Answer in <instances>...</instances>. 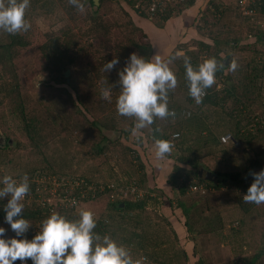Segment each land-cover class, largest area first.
Wrapping results in <instances>:
<instances>
[{"label": "trees", "instance_id": "16d2710c", "mask_svg": "<svg viewBox=\"0 0 264 264\" xmlns=\"http://www.w3.org/2000/svg\"><path fill=\"white\" fill-rule=\"evenodd\" d=\"M162 1L163 3L157 5L155 10H151L152 0H125L135 13L125 10L128 16L127 24L131 25L130 32L127 33L128 38L117 42L116 45H109V42L103 45L100 53L103 58L92 62L91 64L95 65L92 68L87 67L89 63H82L84 55L86 56L93 46L89 40L101 38L100 40L104 39L107 42L113 25L101 13L104 0H100L99 4H96L95 0H82L85 4L82 12L70 5L68 0H30L31 7L26 18L30 21L31 28L16 35L0 31V105L7 101V115H4V120L0 121V124L3 128L8 127L10 131L5 130L7 132L3 136L5 141L0 142V180L4 175H11L15 179H20L24 174L29 177L30 192L25 198L23 212L24 217L32 223L25 234L28 239L34 238L37 234L35 231L41 228L42 222L53 212L60 213L68 219L79 218L65 208L68 201L66 197H72L80 191L79 187L71 185L72 179L66 177L85 179L87 184L97 183L98 197L107 191L111 193L114 189L107 183L102 187L104 183H99L87 174L77 176L61 168L56 169L54 161L48 158L46 151L44 132L48 121L54 125V131L55 127L63 123V128L58 131L67 136L73 132L72 127L78 132L95 133V138L99 139L94 145L95 153L98 155L106 153L110 143L117 139L123 141L127 153H136V160L143 172L142 178L136 184L149 178L147 158L150 154L144 152L146 148L143 147L142 138H132L134 119L118 115L116 109V98L120 94L118 73L125 67L133 52L146 59H151L155 52L164 58L182 52V56L173 61L178 85L174 91L169 92V109L174 110L176 116L164 120L157 119L151 125L150 136L152 142L157 139L174 141L176 161L173 165L170 162L166 164L167 168L172 166L167 183L181 195L177 202L183 211L187 226L192 228L190 213L194 207L188 202V198L184 197L205 192L204 190L210 186L217 189L224 186L239 189L242 194V207L249 208V203L245 204L243 196L254 182L251 173L264 170V46L260 45L264 42V25L259 21V16L264 15V0L248 6V9H253L250 13H246L240 3L238 24H235L233 18L226 17L227 9L219 0H207L204 5L199 4L198 0ZM57 3L65 11L68 23L80 22L79 33L70 25H64L55 30L59 32L50 38V41L40 45L47 73L40 82L47 94L41 93L39 96L31 94V97H27L23 80L16 68L18 50L33 44L32 37L38 33L35 25L38 12L42 8L49 12ZM123 7L125 6L122 5ZM191 8L199 9L194 24L188 25L182 36L174 38L171 24L185 26L181 17ZM148 21L153 26L147 25ZM148 26L153 28L151 36L147 34ZM160 28L167 33L162 35L165 36V44L153 38L155 34H160L156 31ZM143 36L149 39L145 41ZM98 50L96 48L95 52ZM184 55L191 58L194 67L211 57H216L218 61L225 58L223 59L225 68L216 73V84L206 90L200 104L189 95ZM112 57H118L121 64L115 68L118 70L117 76L107 77L102 71L105 65L102 63L111 61ZM233 58L239 64L235 72L228 70L227 67ZM72 65L75 67L73 70L70 68ZM84 77L92 80L101 79L99 86L102 85L101 90H111V100L101 99L99 102L90 96L85 98L81 87ZM177 88L182 90V99L179 100L175 97ZM101 90L99 88L94 90L95 97L101 94ZM33 98L35 101L31 102ZM71 113L81 114L84 122L78 124L79 121H75L76 126H73L68 122L70 118L64 120L66 115L71 116ZM174 133H179L180 136L173 139ZM228 133L232 134L233 139L223 143L222 136ZM22 137L25 140H22ZM129 140L132 143L128 142ZM204 148H209V152L215 155L221 154L228 169L217 172L209 170L203 160ZM21 150H29L37 158L33 161L23 159L21 154H16ZM207 154L209 156V153ZM170 155L167 157L173 158ZM167 157L166 160L169 159ZM238 160H241V164ZM236 162L238 164L234 166ZM200 168L215 174L218 179H214L216 176L205 178ZM47 176L59 179L62 182L61 186L55 190L47 189L53 183L52 177H48L49 181L46 180ZM194 185L203 187L193 189ZM2 186L0 184V187ZM147 189L149 192L136 200L131 198L113 200L112 208L117 214L110 213L107 216L101 213L100 216H96L97 226L94 231L101 237L109 235L117 242L128 246L134 259L147 256L154 264H170L172 250L169 243L165 244L166 240L159 236L157 230H153L154 228L142 219L146 210L168 217L161 211L166 203L165 191L163 188L151 186ZM155 189L157 193L153 195L152 191ZM9 199L10 197L0 199V227L6 226L9 230L6 238L15 236L10 224L5 220V205ZM192 201H195L194 198ZM83 202L85 201H81V204ZM52 208L55 210L52 211ZM78 209L80 210V207ZM181 251L184 260L188 261L187 251L183 248ZM194 253L198 257L195 264H205L198 251L195 250ZM262 254L264 246L251 258H239L241 261L239 264H256ZM27 264L33 262L29 259Z\"/></svg>", "mask_w": 264, "mask_h": 264}, {"label": "rangeland", "instance_id": "374dc122", "mask_svg": "<svg viewBox=\"0 0 264 264\" xmlns=\"http://www.w3.org/2000/svg\"><path fill=\"white\" fill-rule=\"evenodd\" d=\"M198 1L199 4L204 5L207 0ZM219 1H221L222 6L227 9L226 17L228 19L233 18L235 24H238L240 19L239 0ZM122 5L125 7L122 8ZM192 9L193 8L190 9L191 11L187 15L188 19L185 20L183 16L181 17L185 26H182L181 24L177 26L175 23H170L174 38L183 35L187 29L186 26L194 24L195 15L197 17L200 7L199 9ZM125 10H130L132 14H135L125 3V0H104L102 3L101 13H103L105 19L113 24L111 35L107 39V42L104 39L100 40L101 38H90L89 42L93 43V46L90 47L91 49L89 53L86 56L84 55V58L82 59V63H89L87 65L88 68L95 66L91 64L92 62L95 60L100 61L103 58L100 55L103 45H106L108 42L110 43H108L109 45H116L117 42L128 38L127 33L130 32L131 25L127 24L128 16H126ZM35 18V25L38 33L34 34L32 37L33 44L29 47L20 48L16 59V68L23 80L22 83L25 87L24 92L27 97H31V94L38 96L47 94V91H43L44 86L40 82V79L47 74L44 67L45 58L41 52L40 45L44 42L50 41L49 39L59 32H55V30H58L64 25H70V27H73L75 32L78 33L80 27V22L68 23V17L59 3L54 4L49 12H46L45 9L43 10L42 8L38 12V16ZM259 21L264 25V15L261 17L259 16ZM147 25L153 26L149 21L147 22ZM151 26H148L147 29V34L149 36L153 34V28ZM237 27L240 28L239 25ZM156 31L160 34H155L153 38L164 43L165 36L162 37V35H166V31L162 28L159 30L157 29ZM134 37L136 38L135 34ZM144 38L145 41L149 39V37L146 36ZM253 40L255 39H251V41ZM260 45L264 46V42H261ZM96 48L99 49L97 53L95 52ZM116 48L117 47H115V49ZM179 52L182 53L181 51ZM124 54V57H126V52ZM112 59H114V57H112ZM119 61L120 62L108 72L104 71L103 66L102 71L105 72L107 77L117 76L118 70L116 71V69L121 64V60ZM102 64L104 65L106 63ZM171 67L174 70V63L171 64ZM70 68L71 70L75 69L73 65ZM82 82L81 87L85 98L90 96L94 99L96 98L99 102L101 99L104 100L101 94L96 95V97L94 95L95 89L99 88L101 90L102 85L99 86L101 79L98 78L97 80H92L84 77ZM181 95L182 90L177 88L175 91V97L179 100L182 99ZM34 101L33 98L31 102ZM4 115H7V101H4V103L0 105V121L4 120ZM70 115L71 116L66 115L64 120L70 118L71 120L69 119L68 122L71 123V125L76 126V124H74L75 121H79L78 124L84 122V118L81 114L76 115L71 113ZM64 120L59 121L63 122ZM47 123L44 132L46 135V151L48 158L54 161L56 169L61 168L69 173L76 174L77 176L87 174L90 177H94L99 183H104L105 185L102 187H105L107 183L110 187L112 186L114 188L111 193L107 191L99 197L96 196L84 200L85 202L81 204L80 210L89 209L95 213V216H100L101 213L107 216L110 213L117 214V211L112 208L113 200L125 198L136 200L137 198L145 196L149 192L147 189L148 186L158 188H165V185L167 186L164 193L167 205L164 203L161 211L163 214L166 213L168 217L165 218L160 216L157 212L146 210L142 219L144 222L149 223L150 226L154 228L153 230H157L160 234L159 236L166 240L165 244L168 245L169 243V247H171L172 250V260L170 261V264H195L198 258L195 256V250L198 251L199 255L204 259L205 264H239L241 262L238 260L239 258H251L263 249L264 203L260 205L249 203V208H243L241 205V191L233 187L224 186L217 189L210 186L204 190L205 192H199L200 194L192 196H185L184 198H188V202L193 200V198L195 200V203L193 204L195 210L190 215V221H193L191 224L192 228L187 226L183 211H181L177 202L181 195L178 190H174L167 183V178L169 177L170 172H172L171 165L176 161V151L173 150L170 153V156L174 159L167 156L166 157L169 158L167 160L166 157L163 159L157 158L155 155V142L151 141L150 136L152 130L151 126L139 130L135 135L132 133L133 139H137V136L142 138L143 147L146 148V151L144 150V152L150 154V157L147 158V171L149 173V178H147L146 181L141 180L142 183L140 184H136L137 181L142 178L143 172L139 168V163L136 160V153H127L124 150L125 143L123 141L117 139L115 142L110 143L106 153L98 155L95 153L96 149L94 145L99 139L95 138V133H88L86 131L78 132L75 130V127H72L73 132L69 133L70 135L67 136L58 131V129L63 128V123H60L59 127H55V131L53 130L54 125L49 123V121ZM5 130L10 132L8 131V127L3 128L0 124V136L3 137L7 134ZM111 135L114 136V134ZM22 140H25V138L22 137ZM128 142L131 141L129 140ZM203 151L205 153L203 155V160L209 167V170L217 172L218 170L224 171L228 169V166H225V163L222 160L221 154L215 155V153L209 152V148H204ZM207 153H209V156ZM16 154H21L23 159L28 158L30 161L37 158L36 155L31 151L29 152V150H21ZM240 161L241 160H238L239 163ZM169 162L171 165L170 168H167L166 164ZM238 162L234 163V166L238 164ZM48 177H52L51 179H53V176H47V181H49ZM66 178L69 180L72 179L70 181L72 186H77L78 182L80 184H86L83 188L86 191L87 189L85 188L88 187L93 190L97 185V183L87 184L85 179ZM214 179H218L217 176L214 177ZM132 180H136L135 183L132 184ZM60 183L59 179L54 178L51 187L47 189L58 188L61 186ZM152 192L153 195H155L157 190L155 189V191ZM169 197L172 198L171 206L169 204L171 202H169ZM245 204L248 205V203ZM78 211L74 213V216L78 215ZM207 216L209 217L207 218ZM170 217L173 218V221H168ZM178 222L180 223L181 228L187 231L185 238L182 237L181 239L178 235L177 229L175 228L176 226L179 227V225H177ZM4 228L6 229V237H8L9 230L6 226ZM182 248L185 249L189 255L188 261L184 260L181 251ZM14 264H21V261L17 260ZM256 264H264V254L260 256Z\"/></svg>", "mask_w": 264, "mask_h": 264}, {"label": "clouds", "instance_id": "9594fccd", "mask_svg": "<svg viewBox=\"0 0 264 264\" xmlns=\"http://www.w3.org/2000/svg\"><path fill=\"white\" fill-rule=\"evenodd\" d=\"M79 11H84L82 0H68ZM31 7L30 0H0V31L10 35L27 32L31 28L26 18ZM182 54L164 58L155 52L151 59L133 52L126 65L118 73L120 94L116 100L117 113L134 119L131 132L148 128L157 119L175 118L176 112L169 109V92L178 85V78L171 67L174 60ZM216 57L204 60L194 67L191 58L184 55L186 80L189 95L200 104L206 90L216 84V73L225 68V63ZM119 63L116 57L104 65V71L112 70ZM235 72L238 61L233 58L227 65ZM101 96L111 100L109 89H103ZM137 139H140L137 136ZM156 157L165 158L175 145L171 140L155 141ZM254 182L243 196L245 203L260 205L264 203V170L251 173ZM0 184V199L10 197L5 205V220L10 224L14 237L6 238V229L0 227V264H14L20 260L27 264H141L134 259L128 246L117 242L109 235L101 237L94 231L97 226L95 213L89 209L78 211V219L70 220L66 216L53 212L41 225L39 232L32 239L25 234L32 223L23 215L25 198L30 192V180L27 174L20 179L4 175ZM24 237V238H20Z\"/></svg>", "mask_w": 264, "mask_h": 264}, {"label": "built area", "instance_id": "2783aa9c", "mask_svg": "<svg viewBox=\"0 0 264 264\" xmlns=\"http://www.w3.org/2000/svg\"><path fill=\"white\" fill-rule=\"evenodd\" d=\"M165 1L166 2H170L171 0H165ZM258 2H259V0H240V3L243 5V8L245 9L246 13H250L253 10V9H248V6H250V5L253 6V5L257 4ZM161 3H163L162 0H152L151 10H155L157 5H160ZM179 136H180L179 133H174L173 134V139H177ZM231 139H233V136L230 133L222 136V142L223 143H226V142H228ZM172 142L174 143V141H172ZM85 186H86V184L82 185V184L78 183L77 186H75V187H79L80 188V191H78L79 194H76V195H74L72 197H66L68 199V201H67V204L65 205V208H67V210L70 213L73 212V214H74L75 212L78 211L77 209L80 207L81 201L96 197V194H97V191H98V187L95 186V188L93 190H91L90 188L87 187V188H85V189H87V191H86V190L83 189ZM202 187L203 186H201V185H194L193 189H201ZM55 189L56 188H54L53 190H55ZM81 199H83V200H81ZM51 210L54 211L55 209L52 208ZM69 219L73 220L72 217H70ZM39 230L40 229L36 230L35 232L38 233ZM136 259L140 260L141 264H154L148 259L147 256H139Z\"/></svg>", "mask_w": 264, "mask_h": 264}, {"label": "crops", "instance_id": "0c3cea01", "mask_svg": "<svg viewBox=\"0 0 264 264\" xmlns=\"http://www.w3.org/2000/svg\"><path fill=\"white\" fill-rule=\"evenodd\" d=\"M193 9H196V8H193ZM193 9H192V10H193ZM190 11H191V10L189 9V11L185 12V16H183L185 20L188 19V16H187V15H188V13H189ZM194 12H195V11H194ZM195 16H196V15H195ZM186 27H187V26H186ZM181 36H182V35H181ZM177 38H178V37H177ZM165 42H166V41H164V43H162V42H161V43H162V44H165ZM163 47H164V45H163ZM169 186H170V185H169ZM169 186H168V190H169ZM166 187H167V186L165 185V188H163L164 191H165ZM170 187H171V186H170ZM168 199H169V202L171 201V202L169 203L170 206H171V204H172V198L169 197ZM189 202H190V204H194V203H195V201H192V200L189 201ZM165 205H167V203H166ZM193 211H194V208H193V210L191 209V213H192ZM191 213H190V215H191ZM205 215H208V214H205ZM208 217H209V216H207V218H208ZM172 219H173V218H171V217L169 218V220L173 221ZM173 223H174V222H173ZM177 225H179V227L176 226L175 228L177 229V232H178L179 237H180L181 239H182V237L185 238L186 235H187V231L184 230L183 228H181L179 222H178ZM192 252H193V249H192ZM198 254H199V253H198ZM199 256H200V255H199Z\"/></svg>", "mask_w": 264, "mask_h": 264}, {"label": "water", "instance_id": "95a60500", "mask_svg": "<svg viewBox=\"0 0 264 264\" xmlns=\"http://www.w3.org/2000/svg\"><path fill=\"white\" fill-rule=\"evenodd\" d=\"M96 4H99V0H95ZM4 142L5 139L0 136V142ZM200 172L205 176V178H213L215 176V174L205 170L204 168H200Z\"/></svg>", "mask_w": 264, "mask_h": 264}]
</instances>
